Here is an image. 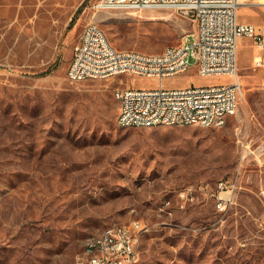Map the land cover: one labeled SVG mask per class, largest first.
<instances>
[{
    "label": "rangeland",
    "instance_id": "1",
    "mask_svg": "<svg viewBox=\"0 0 264 264\" xmlns=\"http://www.w3.org/2000/svg\"><path fill=\"white\" fill-rule=\"evenodd\" d=\"M97 1L0 0V264H77L89 234L136 218L148 224L136 264H264V65L240 63L239 110L222 124L122 126L119 81L157 79H70L85 24L118 49L156 52L197 21ZM229 79L191 66L166 83ZM234 176L220 210L212 191ZM191 189L196 199L181 195Z\"/></svg>",
    "mask_w": 264,
    "mask_h": 264
},
{
    "label": "built area",
    "instance_id": "2",
    "mask_svg": "<svg viewBox=\"0 0 264 264\" xmlns=\"http://www.w3.org/2000/svg\"><path fill=\"white\" fill-rule=\"evenodd\" d=\"M239 5L240 0H98L97 8H173L193 14L197 29L180 44L147 52L118 49L97 22L89 21L73 45L68 76L72 80L105 79L123 73L155 77V85L119 81L115 96L122 126L222 124L240 106V36L254 39L260 52L254 56L253 65H264V24L239 21ZM191 66L201 75H224L231 79L177 87L165 85L167 77L184 73ZM215 114H222V121H215ZM123 118H130V125H123ZM237 186L235 176L217 182L212 194L218 209L224 210L231 203ZM223 191L228 193L223 195ZM181 195L191 200L197 198L192 189L183 190ZM147 230L148 224L140 218L105 226L86 237L77 264H136Z\"/></svg>",
    "mask_w": 264,
    "mask_h": 264
},
{
    "label": "crops",
    "instance_id": "3",
    "mask_svg": "<svg viewBox=\"0 0 264 264\" xmlns=\"http://www.w3.org/2000/svg\"><path fill=\"white\" fill-rule=\"evenodd\" d=\"M238 18L241 22H253L264 24V0H240L238 9ZM260 52V47L256 44L253 38L242 35L238 39V65L248 64L253 65L254 56ZM170 78V77H167ZM165 85L169 87H177L183 85Z\"/></svg>",
    "mask_w": 264,
    "mask_h": 264
},
{
    "label": "bare ground",
    "instance_id": "4",
    "mask_svg": "<svg viewBox=\"0 0 264 264\" xmlns=\"http://www.w3.org/2000/svg\"><path fill=\"white\" fill-rule=\"evenodd\" d=\"M215 121H222V114H215ZM193 124H198V123H193ZM123 125H130V118H123Z\"/></svg>",
    "mask_w": 264,
    "mask_h": 264
}]
</instances>
